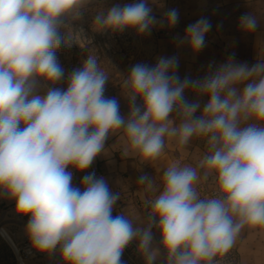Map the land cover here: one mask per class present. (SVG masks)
Masks as SVG:
<instances>
[{
    "label": "clouds",
    "instance_id": "1",
    "mask_svg": "<svg viewBox=\"0 0 264 264\" xmlns=\"http://www.w3.org/2000/svg\"><path fill=\"white\" fill-rule=\"evenodd\" d=\"M89 3L0 0V195L29 217L32 247L49 254L59 248L65 264H122L123 251L134 240L145 264H154L161 249L166 264H213L246 227L264 228V59L249 67L230 57L202 80H181L174 56L158 58L155 66L136 64L121 86L129 101L126 119L119 102L104 96L109 76L94 51L71 72L66 90L48 87L39 94L42 83L64 77L56 56L64 43L63 18L80 19ZM178 19V11L170 9L157 20L148 0H139L98 10L93 27L150 34ZM239 27L254 32L257 18L242 15ZM210 29L202 17L187 26L179 44L199 52ZM189 88L209 97L198 117L200 104L184 96ZM174 111L179 124L170 119ZM117 130L127 138L124 155L131 151L143 160L158 158L166 137H175L181 147L205 137L208 145L197 167L166 169L144 227L112 215L120 197L103 177L91 172L82 187H74L68 170H87ZM210 176L216 194L201 198L196 185ZM138 183L151 180L141 176ZM153 227L160 233L157 248Z\"/></svg>",
    "mask_w": 264,
    "mask_h": 264
},
{
    "label": "crops",
    "instance_id": "2",
    "mask_svg": "<svg viewBox=\"0 0 264 264\" xmlns=\"http://www.w3.org/2000/svg\"><path fill=\"white\" fill-rule=\"evenodd\" d=\"M148 4L152 8V15L161 21L168 10L178 11L179 19L175 26L158 25L151 30L156 35L151 62L156 64L160 57H176L178 68L175 72L181 80H202L230 57L235 63H247L249 67L259 59H264V0H148ZM245 14H252L257 18L258 27L254 32L240 29V17ZM202 17L210 22L211 29L205 35V46L199 52H193L186 42L180 45L179 40L184 38L187 26ZM184 96L188 102L200 104L195 113V116H200L209 97L199 96L191 88L185 90ZM141 104L142 102L137 105ZM129 110V105L120 106L121 116L126 119ZM170 119L177 124L180 122L175 111ZM126 140L123 130L115 131L108 137L103 153L87 170H68L73 174L74 187H82L83 176L91 172L97 177H103L109 190L114 194L118 193L120 197L113 206L112 215H125L132 220L134 226L144 227L151 211L150 203L163 189V173L166 169L173 164L197 167L209 149L205 137H193L184 147L178 145L175 137H166L161 155L154 160H143L131 151L127 156L124 155ZM141 176H147L151 184H139ZM208 181L215 180L212 176L207 180L201 178L197 185ZM0 218H3V224L17 243H31L26 232L29 217L17 214L15 201L2 195ZM152 233V247H160L159 230L153 227ZM130 244L131 252L128 255L134 256L137 264H145V259L138 250V241L134 240ZM232 248L239 252L241 264H264V228L246 227ZM36 257L30 264H65L59 248L50 254L37 251ZM154 264H166L163 249Z\"/></svg>",
    "mask_w": 264,
    "mask_h": 264
},
{
    "label": "rangeland",
    "instance_id": "3",
    "mask_svg": "<svg viewBox=\"0 0 264 264\" xmlns=\"http://www.w3.org/2000/svg\"><path fill=\"white\" fill-rule=\"evenodd\" d=\"M136 2L139 1L91 0V3L82 9L80 19L63 18L64 23L60 32L64 38V43L56 50V56L58 63L64 69V77L55 84L42 83L38 86L39 94H44L48 87L66 90L71 72L81 68L88 54L94 51L99 57L101 69L109 76L105 84L104 96L115 98L120 106L129 105L121 87L123 80L128 77L132 66L136 64L156 65L151 62L155 50L156 35L152 32L150 34H138L135 29L123 31L96 30L93 27V20L98 10L106 12L114 5L123 7L126 4ZM141 102L138 97L136 103L140 104ZM9 243L17 254L18 260ZM36 258V255L25 259L21 258L18 253V244L3 224V218H0V264H30V261ZM121 259L123 264H137L134 256H128L124 252Z\"/></svg>",
    "mask_w": 264,
    "mask_h": 264
},
{
    "label": "built area",
    "instance_id": "4",
    "mask_svg": "<svg viewBox=\"0 0 264 264\" xmlns=\"http://www.w3.org/2000/svg\"><path fill=\"white\" fill-rule=\"evenodd\" d=\"M196 187H197V191H198L201 198H209V197H212L216 194V183H215V181L214 182L208 181L205 183H201V184L197 185ZM1 236L3 237V235H1ZM17 244L19 246L18 253L21 255V258L25 259V258L31 257L32 255H37V251L32 247L31 243L23 242V243H17ZM9 245H10V243H9ZM11 248L13 249L12 246H11ZM13 251H14V249H13ZM123 252L127 255L130 254L131 244H129L124 249ZM14 253H15V251H14ZM15 255H16L17 260H18V256L16 253H15ZM213 264H241L239 252L237 250L231 248L227 253H225L223 255H218L214 259Z\"/></svg>",
    "mask_w": 264,
    "mask_h": 264
},
{
    "label": "bare ground",
    "instance_id": "5",
    "mask_svg": "<svg viewBox=\"0 0 264 264\" xmlns=\"http://www.w3.org/2000/svg\"><path fill=\"white\" fill-rule=\"evenodd\" d=\"M18 248H19V246H18Z\"/></svg>",
    "mask_w": 264,
    "mask_h": 264
}]
</instances>
